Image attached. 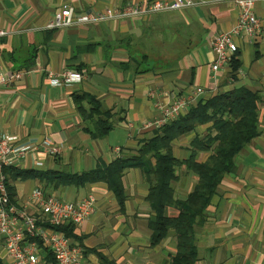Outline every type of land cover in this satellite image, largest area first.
I'll use <instances>...</instances> for the list:
<instances>
[{
	"label": "crops",
	"instance_id": "crops-1",
	"mask_svg": "<svg viewBox=\"0 0 264 264\" xmlns=\"http://www.w3.org/2000/svg\"><path fill=\"white\" fill-rule=\"evenodd\" d=\"M151 1L0 0V33L5 34L0 36V72L23 74L10 88L0 90V129L18 137L21 146L39 148L15 167L43 174L16 182L15 202L34 214L32 195L37 189L72 202L93 196L94 214L75 226L74 243L83 250L87 264H167L176 253V243L173 236L157 246L151 241L150 185L141 170H128L123 179L124 207L106 184L78 187L57 178L104 170L124 153L133 154L162 128L156 124L162 117L160 106H170L197 88H203L205 95L195 104L245 87L260 94L261 134L237 157L235 172L225 176L206 221L197 227V264H264V2L255 8L260 34L235 39L237 71L232 61L218 73L212 70L213 38L231 31L239 21L240 9L230 2L212 0L179 12L47 28L65 6L77 14L105 13ZM158 32L162 48L173 46L176 55L151 58L146 52ZM67 71L82 74L83 81L53 87L49 75ZM84 94L114 112L107 137L92 136L93 127L81 111L88 113L90 104L80 100L81 109L76 102ZM208 128L202 126L177 140L176 157L187 159L192 142L204 137ZM47 139L60 146L59 156L41 150ZM210 155L204 152L198 158L206 161ZM180 179L177 194L185 198L197 180L187 172ZM168 215L177 217L179 212L169 208ZM0 259L8 264L3 238Z\"/></svg>",
	"mask_w": 264,
	"mask_h": 264
},
{
	"label": "trees",
	"instance_id": "trees-1",
	"mask_svg": "<svg viewBox=\"0 0 264 264\" xmlns=\"http://www.w3.org/2000/svg\"><path fill=\"white\" fill-rule=\"evenodd\" d=\"M238 55L239 52L232 59L235 71L239 69V62L236 61ZM80 100L90 104L88 113L81 107L83 102ZM76 102L85 110L81 111L86 122L93 127L90 130L92 136L96 139L107 137L114 126V112L104 109L101 102L90 94H84L77 98ZM260 102V94L245 87L201 99L188 113L167 123L152 138L145 140L133 154L124 153L104 170L99 169L82 175L61 174L57 179L64 185L74 184L78 187L106 184L124 207L127 194L123 179L128 170H141L150 185L148 201L154 216L149 223V230L153 245H160L173 236L176 253L167 264H197V227L206 221L208 210L218 195L225 176L235 172L237 157L248 144L260 136ZM202 126H209L207 135L197 136L191 144L190 156L183 161L179 160L175 155V142L197 132ZM204 152L211 155L206 161H200L198 156ZM183 172L192 174L197 181L192 192L187 197L180 198L176 187ZM3 173L7 176L12 202L17 206L19 205L15 202V183L43 176L16 167H4ZM169 208H175L179 215L169 216ZM45 226L65 234L73 241L76 239V225L73 223H65L59 227L47 224ZM40 248L46 255V264H57L49 248L43 244H40ZM0 264H4L1 259Z\"/></svg>",
	"mask_w": 264,
	"mask_h": 264
},
{
	"label": "built area",
	"instance_id": "built-area-1",
	"mask_svg": "<svg viewBox=\"0 0 264 264\" xmlns=\"http://www.w3.org/2000/svg\"><path fill=\"white\" fill-rule=\"evenodd\" d=\"M230 2L240 9L237 25L228 32L214 37L211 45L216 60L212 70L218 73L231 63L239 51L236 37L256 38L261 30V22L255 12L256 5L264 0H220ZM212 0H156L146 4H129L124 8H111L105 13L77 14L72 7L65 6L55 13L48 29H62L78 24H98L107 20H124L148 17L162 13L179 12L209 4ZM5 35L0 33V36ZM22 73L0 72V90L10 88L14 80L21 79ZM53 87H63L66 84L82 82L84 77L78 72L67 71L62 75H49ZM205 94L203 88H197L170 106H160L161 118L157 121L160 127L177 120ZM38 147L21 146L19 138L10 136L0 129V238H3L7 252L8 264H46L40 244L49 248L57 264H87L84 253L74 241L52 228L65 223L76 226L84 224L95 212L96 200L90 196L78 202L49 196L43 190L37 189L32 195L36 213L30 214L12 202L7 186V176L4 167H15L20 161L28 158ZM41 150L57 157L61 153L60 146L50 139L42 143ZM38 212V214H37ZM41 242V243H40Z\"/></svg>",
	"mask_w": 264,
	"mask_h": 264
},
{
	"label": "rangeland",
	"instance_id": "rangeland-1",
	"mask_svg": "<svg viewBox=\"0 0 264 264\" xmlns=\"http://www.w3.org/2000/svg\"><path fill=\"white\" fill-rule=\"evenodd\" d=\"M151 25V24H150ZM162 37V34L160 32H158L157 34H153V37H151L150 39V47L151 49H147L146 52H149L150 54V57L151 58H157L160 57V55H163V54H168L169 56H174L177 54V50L173 47V46H168V47H165V48H162V45H161V41L163 40V37ZM154 48V49H152ZM144 51V50H143ZM239 52V51H238ZM163 53V54H162ZM165 55V57H166ZM167 55V56H168ZM205 95V94H204ZM203 95V96H204ZM202 96V97H203ZM201 97V98H202ZM198 104V103H197ZM196 104V105H197ZM207 134H205L206 136ZM189 136H187L188 138Z\"/></svg>",
	"mask_w": 264,
	"mask_h": 264
}]
</instances>
